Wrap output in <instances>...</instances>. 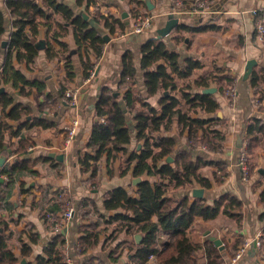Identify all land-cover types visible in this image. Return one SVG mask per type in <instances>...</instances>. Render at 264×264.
<instances>
[{
    "label": "trees",
    "instance_id": "1",
    "mask_svg": "<svg viewBox=\"0 0 264 264\" xmlns=\"http://www.w3.org/2000/svg\"><path fill=\"white\" fill-rule=\"evenodd\" d=\"M95 1L75 0V3L80 5L85 2L88 6L89 2L95 5ZM3 4L10 19V29L6 43L2 45L1 38L5 25L4 14L0 9V81L17 88L22 94H28L31 87L42 90L44 86L41 81L27 79L20 70L22 64L30 68L39 52L33 39L41 24L47 27L44 46L46 56L52 58L60 53L64 58L65 81H71L74 78L73 66L70 56L65 54L67 45L62 40L68 29L72 31L78 51L80 53L82 49L85 51L81 61L83 76L86 77L94 70L96 64L90 60L89 52L97 59L101 56L105 43L104 32L99 31L91 20L98 22L102 20L103 25L111 32L114 30V23L118 22V19L109 14L97 15L101 20L95 15L90 19L89 16L74 12L68 3L61 0H3ZM207 28L206 25L177 26V30L190 31ZM54 44H58L59 48H55ZM139 56L146 95H140L135 87L134 54L131 50H124L120 55V73L116 87L108 85L100 87L87 142L82 149L77 150L81 171L89 172L88 178L91 179L90 185L93 187L99 183L98 172L103 157L109 173L112 170L108 163L121 158L118 167L120 175L127 172V167L123 168V164L134 161L131 176L137 178L135 191L138 197L118 185L102 194L100 207L91 199H89L91 206H88V199L81 198L77 207L84 210L78 213L88 222L81 220L77 223L76 232L79 234L75 241L78 242V249L76 251L72 243L70 247L74 249L71 253L88 254L97 246L101 236L103 238L101 246H108L106 243L115 239L117 233L113 232L117 230L124 231V234L131 237L136 232L141 236L133 246L126 245L128 257L125 262L118 263L122 249L119 254L113 255L120 244L125 242L126 239H123L110 249L107 261L103 264H147L151 254L156 255V264H197L196 252L200 246L191 242L188 234L194 218L199 216L202 219H212L217 216L221 207L223 214L230 216L231 210L242 207L241 200L229 192L223 193L212 203H207L202 196L175 194L178 189L193 186L195 183L204 188L211 185L200 168L213 161L195 154L194 150L199 146L209 151L221 148L225 134L217 125L221 119L216 115L219 104L213 93L192 90V84L197 87L207 85L204 77L177 88L175 78L187 76L191 68L197 66V61L188 58L182 61L179 55L158 37H149L141 42ZM260 82L262 81L259 75L255 71L252 72L249 76V85L261 102ZM26 87L29 89L26 90ZM156 93L160 95L156 104H152L148 97ZM59 95L64 96L62 84L59 86ZM47 96L50 98L51 94ZM9 105L10 108L5 112ZM0 107V152L5 150L6 133L10 135L18 133L22 126L30 128L34 124L47 125L36 119H24V116L30 113V108L14 102L11 95L6 92L0 94ZM258 107L264 112V105ZM10 119L18 120L15 129L8 123ZM174 125L178 127V131L173 134L171 130ZM261 136L264 140V117H251L245 124L243 135L249 175L254 166V162L250 161V155L255 151ZM180 139L184 140L183 145L179 144ZM30 144L29 141L20 138L15 149L11 151L18 155L17 158L2 164L0 190L6 191L7 196L11 192L14 180L36 173L34 166L37 158L31 159L21 155ZM216 164L214 176L219 182L224 167L220 163ZM149 176H155L156 181L151 182ZM19 183V189L22 191L23 181ZM46 196L47 192H44L38 202L41 209ZM260 198L264 201V188L260 192ZM90 209L97 213L105 225L116 223L110 230L106 226L98 227L100 219L93 221L91 217H86ZM100 209L103 212H100ZM49 210L60 211L61 207L57 203H51ZM41 216L43 217V213ZM260 218L264 219V211ZM23 232L26 233L25 237H22L21 232L16 236V240L20 253L28 256L32 253L29 243H37L39 237L31 226ZM261 232L262 246L259 253H264V227ZM159 233L168 235L164 244H157ZM11 234L7 223L0 221V261L7 258L9 264L16 261L12 252ZM105 240L110 241L103 245ZM66 243L62 231L53 233L42 246L41 252L25 264H69L64 261ZM204 253L206 264H224L223 254L213 242L205 244ZM81 264L97 263L90 256Z\"/></svg>",
    "mask_w": 264,
    "mask_h": 264
},
{
    "label": "crops",
    "instance_id": "2",
    "mask_svg": "<svg viewBox=\"0 0 264 264\" xmlns=\"http://www.w3.org/2000/svg\"><path fill=\"white\" fill-rule=\"evenodd\" d=\"M61 1L68 3L74 12L87 15L90 19H92V15L99 18L97 15L109 14L118 19V22L114 23V30L111 32L103 25L100 18L101 22L91 20L108 36V40H105L101 56L97 59L93 58L92 52H89L90 60L97 64L95 68L98 71L88 81L85 80L89 75L83 76L81 61L85 51L83 49L81 53L78 51L71 29H68L62 40L67 45L65 54L70 56L74 78L71 81H65L62 55L59 53L49 58L45 54L47 27L43 24L39 26L33 39L39 49L34 62L30 68H26L24 64L20 66V70L27 79L38 80L44 84L42 90L31 87L28 94H22L17 88L0 81V94L6 92L11 95L14 102L25 104L30 108V113L24 116V119H36L42 121V124H47H34L30 128L22 126L18 133L11 135L6 133L5 150L0 152L1 169L2 164L17 158L18 155L11 151L15 149L17 141L22 138L31 144L26 147L21 155L31 159L37 158V163L34 166L36 173L27 174L14 180L8 196L6 191L0 190V221H5L12 232L10 240L13 243L12 252L16 257V261L12 264H25L26 261L32 260L36 254L41 252L42 246L53 235L46 227L41 216V208L38 207V202L44 192H47L48 196L58 190L67 189L75 199L87 198L88 206H91L89 199L94 200L99 206L102 194L118 185L123 186L132 195L138 197L135 191L137 178L131 176L134 161L129 164L124 163L123 168L127 167V172L120 175L118 173L120 159L108 163L112 170L109 173L103 157L98 172L99 183L96 187H90L87 183L89 172L81 171L77 150L82 149L87 142L100 87L103 85L116 87L120 73V55L124 50H131L134 54L135 87L140 95H146L142 76L143 69L139 66V44L153 36L158 37L169 49L174 50L182 61L186 58L197 61V66L191 68L187 76L175 78L177 88L192 82L194 79L204 77L207 85L197 87L192 84V90L213 93L219 104L216 115L221 119L217 125L225 134L221 148L216 151H209L199 146L194 150L195 154L213 161V163L200 168L201 173L209 179L211 185L204 188L195 183L193 186L178 189L175 194L194 196L201 188L200 196L204 197L207 203H212L214 199L225 192H229L241 200L242 207L231 210L232 215L230 216L223 214L222 207L217 216L212 219H202L196 216L188 232L191 242L200 246L196 252L198 255L197 264H206L204 246L213 242L215 238H219L221 241V247L215 245L214 242L213 244L223 254L224 264H226L229 255L239 246L237 239L251 238L264 227V219L260 218V214L264 211V201L260 198V192L264 188V140L262 136L259 138L255 151L250 155V161L254 162V166L246 181L242 180L237 163L239 150L244 144L243 135L247 120L251 117H264L263 110L258 107L264 105V43L259 42L256 38L253 29V17L250 13L253 6L264 10V0H181L179 6L181 12L173 13L178 18L177 25L163 36H157V29L165 24L171 13L169 11L171 0H96L95 5L89 2L88 6L85 2L77 5L75 0ZM200 1L203 3L202 5L199 4ZM0 9L4 14L5 25L1 40H6L10 29V19L6 13L3 0H0ZM135 11L151 15L153 25L140 34H124L133 21ZM182 24L206 25L208 28L199 31L177 30V26ZM122 27L123 29H121ZM54 45L55 48H59L58 44ZM62 53L64 54V52ZM248 67L249 73L247 74ZM254 71L262 81L260 82L261 102L258 105L252 103L251 99L255 94L249 85V76ZM231 83L235 84L237 89L233 98L224 94V89ZM61 84L64 85V90L74 85H81V91L75 105H71L64 96L59 95ZM25 89L28 90L29 87ZM159 93L148 97V100L152 104H156ZM48 94H51L50 98L47 96ZM9 108L10 105L5 109V112ZM75 117L78 118L79 124L73 140L68 142L66 141L65 127ZM8 123L15 129L18 120L10 119ZM175 126L171 130L173 134L178 131V127ZM179 144L183 145L184 140L180 139ZM58 155L62 156L58 157ZM216 162L224 167L219 182L214 176V171L217 170ZM217 173L219 172L217 171ZM1 179L2 176H0ZM148 179L155 182L157 178L149 176ZM21 180L23 181L22 191L19 189ZM83 210L80 207V211L83 212ZM55 212L59 211L55 210ZM100 212L103 210L100 209ZM86 215L91 217L93 221L100 219L98 227L106 226L108 230L116 223L112 222L105 225L92 209L88 210ZM82 218L79 213L78 215L76 213L67 229L62 230L67 242L65 251L70 252L72 264L75 262L81 264L90 256L94 262L96 258L103 259L105 262L110 249L123 239H126L125 242L120 244L113 255L116 256L122 249L118 263L120 260L125 262L128 257L125 246L127 244L133 246L134 242L141 236L138 232L131 237L124 234V231L115 230L113 233H117V235L111 241V246L109 243L108 246L102 247L103 238L101 236L99 243L93 249L97 253H93L92 250L88 254H72L73 248L70 245L77 240L76 237L79 234L76 232V225L81 220L88 222L87 219ZM30 226L39 238L37 243H29L32 253L23 256L20 253L16 236L22 232V237H25L26 233L23 231H26ZM167 239V234L159 233L157 244H164ZM0 264H9L7 258L0 261ZM231 264H264V257H260L256 252L249 250Z\"/></svg>",
    "mask_w": 264,
    "mask_h": 264
},
{
    "label": "built area",
    "instance_id": "3",
    "mask_svg": "<svg viewBox=\"0 0 264 264\" xmlns=\"http://www.w3.org/2000/svg\"><path fill=\"white\" fill-rule=\"evenodd\" d=\"M181 4V0H171V6L169 11L173 14L176 12H181L179 10V6ZM202 5L203 3L200 1L199 3ZM250 13L253 17V29L256 35V38L259 42L264 43V10H261L257 6H253L250 9ZM153 25V20L151 15H148L146 13L135 11L133 14V21L131 25L128 26V28L125 30L124 34H140L144 30L149 29ZM97 64H95L96 67ZM95 70V68H94ZM94 70H92L89 74V76L86 78L85 81H88L94 76ZM81 91V85H74L72 87H69L64 90V97L65 99L71 104L75 105L79 94ZM237 93V89L235 84L231 83L228 87L224 89V94L229 97L233 98ZM252 103L255 105H258L260 103V100L257 95H254L252 97ZM79 124V120L77 117L71 119L68 125H66V141H72ZM248 159H247V152L245 150V143L241 147L238 153V167L241 173V178L243 181H246L249 177L248 172ZM64 190V189H63ZM62 195L63 192L61 190H58L55 193L49 194L47 198H45L42 202L43 209V219L46 225H49L48 229L52 233L60 232L63 229H67L69 226L71 220L73 219L74 215L80 211V208L78 209V204H73L72 202H67L66 205L63 207V209L59 212L51 211L49 210V206L51 203H57L61 207V203L57 199V195ZM62 208V207H61ZM262 232L258 231L253 237L246 238L243 240V242L237 247V251L235 252L233 257H230L228 261H226V264H231L234 261L238 260L241 256L246 254L249 250H252L253 252H256L260 257H264V253H259L260 247L262 246ZM74 246L76 249H78V242H74ZM67 253V252H66ZM64 261L67 263H71L70 256L65 254ZM157 257L155 254L149 255V258L147 260L148 264H156Z\"/></svg>",
    "mask_w": 264,
    "mask_h": 264
},
{
    "label": "rangeland",
    "instance_id": "4",
    "mask_svg": "<svg viewBox=\"0 0 264 264\" xmlns=\"http://www.w3.org/2000/svg\"><path fill=\"white\" fill-rule=\"evenodd\" d=\"M179 143H180V140L178 141ZM121 159V158H120ZM88 181H87V183H88V186H90V187H92L91 185H90V180L91 179H87ZM87 185V184H86ZM62 192H63V194L62 195H57V199H58V201L61 203L60 205H61V207H62V209H63V207L66 205V203L67 202H72L73 204H78L79 202H80V200H82L81 199V197L80 198H77V199H75L73 196H71L70 194H69V192H68V190L67 189H64V190H61ZM46 198H47V196H46ZM40 212L42 213V209H40ZM86 217H88V215H86ZM43 218V217H42ZM46 227L48 228L49 227V225H46ZM240 239V238H239ZM239 239H237L238 240V245H240L242 242H243V238H241L240 239V241H239ZM107 240H105L104 241V243L106 242ZM110 241V240H109ZM104 243H103V245H104ZM110 243V246H111V243L112 242H107L106 244L108 245ZM109 246V247H110ZM124 246V245H123ZM126 247V246H125ZM125 247H124V249H125ZM74 249V248H73ZM237 249L238 248H235L234 249V251L229 255V257H228V259L230 258V257H233L234 256V254H235V252L237 251ZM76 251H77V249H76ZM67 251H65V253L64 254H67V255H69L70 256V252H67ZM93 253H97V251L96 250H93ZM100 255H102L101 253H100ZM103 258H104V254H103ZM226 261H228V260H226ZM97 264H103V259L101 260V259H98V258H96V261H95ZM120 263H123V260H120ZM70 264V263H69ZM72 264V263H71ZM75 264H78V262L76 263L75 262Z\"/></svg>",
    "mask_w": 264,
    "mask_h": 264
},
{
    "label": "water",
    "instance_id": "5",
    "mask_svg": "<svg viewBox=\"0 0 264 264\" xmlns=\"http://www.w3.org/2000/svg\"><path fill=\"white\" fill-rule=\"evenodd\" d=\"M85 17H87V15H85ZM177 20H178L177 16H174L173 14L170 13L169 16H168V18H167V21L165 22V24L157 29V36H163V35L168 34V33L171 31V29L174 28V27L177 25V22H178ZM91 23H92V24H93V25H94L99 31H102L99 27H97V25H95V24L93 23V21H91ZM104 40H106V41L108 40V36H107L106 34H104ZM5 43H6L5 40H2V41H1V44H2V45H4ZM97 71H98V69L95 68L94 73H97ZM246 73H247V74L249 73V67H248V70H247ZM56 156H57V155H56ZM61 156H62V155H58V157H61ZM201 192H202V189H201V188L198 189V191H197V196H200V195H201ZM213 242H214L215 245H218L219 247H221V241H220L219 238H215V239H213Z\"/></svg>",
    "mask_w": 264,
    "mask_h": 264
}]
</instances>
